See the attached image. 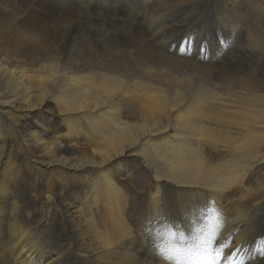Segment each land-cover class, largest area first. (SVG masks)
I'll use <instances>...</instances> for the list:
<instances>
[{
    "label": "bare ground",
    "instance_id": "1",
    "mask_svg": "<svg viewBox=\"0 0 264 264\" xmlns=\"http://www.w3.org/2000/svg\"><path fill=\"white\" fill-rule=\"evenodd\" d=\"M90 1L0 0V264H264V0Z\"/></svg>",
    "mask_w": 264,
    "mask_h": 264
},
{
    "label": "snow or ice",
    "instance_id": "2",
    "mask_svg": "<svg viewBox=\"0 0 264 264\" xmlns=\"http://www.w3.org/2000/svg\"><path fill=\"white\" fill-rule=\"evenodd\" d=\"M184 47L187 48L190 43L196 46L195 38L188 40L185 38ZM227 43V41H218V45ZM203 46L199 51H203ZM219 223L217 219L209 217L205 225L198 229L197 237L190 242H182V246L169 245L162 248L161 251L167 259H175L177 264H236V256L240 252V247L235 250H229L227 244L220 239L218 232ZM234 243V241H233ZM243 264V261H240Z\"/></svg>",
    "mask_w": 264,
    "mask_h": 264
},
{
    "label": "rangeland",
    "instance_id": "3",
    "mask_svg": "<svg viewBox=\"0 0 264 264\" xmlns=\"http://www.w3.org/2000/svg\"><path fill=\"white\" fill-rule=\"evenodd\" d=\"M42 1L43 0H40V5H47V6H49V5H53V6H56V5H60V4H62V5H60V6H64V5H68L69 4V6H74V5H76L80 0H68V1H66V0H54V2H51V0H44L43 1V3H42ZM49 1V2H48ZM56 1V2H55ZM48 2V3H47ZM58 2V3H57ZM61 2V3H60ZM98 3V4H103L104 2H99V1H97V0H93V1H90V3ZM63 3H65V4H63ZM105 4V3H104ZM204 18H202L200 21H202ZM205 43V44H204ZM202 45H204L205 47H204V50H203V52L201 53L202 54V56H208L209 55V53H211L212 54V52L214 51L213 49L215 48V47H206V45H207V40H203V43H202ZM114 52L112 51V54L111 55H107V57H109V58H113V60L115 59L116 60V53H114ZM141 54H143V53H141ZM141 58V56H138V58ZM139 58V59H140ZM249 60V59H248ZM248 60H237L238 62L237 63H239V64H242V62H246V63H255L256 62V60H253L252 61V59H250L249 61ZM250 61H252V62H250ZM167 62V68L169 69V70H172L173 68H175L174 70H186L187 68V66L184 64V63H173L171 60H169V61H166ZM180 64H181V66H180ZM130 65V66H129ZM132 65H133V67H132ZM183 65V66H182ZM129 66V67H128ZM185 66V67H184ZM173 67V68H172ZM132 68V70H134V63H131V64H128L127 65V69L126 70H130ZM165 67H163V69H164ZM171 68V69H170Z\"/></svg>",
    "mask_w": 264,
    "mask_h": 264
}]
</instances>
